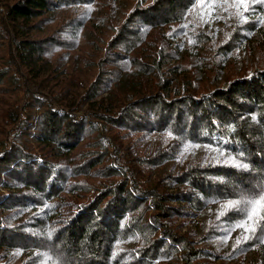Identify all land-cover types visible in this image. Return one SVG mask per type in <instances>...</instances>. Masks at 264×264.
I'll return each mask as SVG.
<instances>
[{"label":"trees","instance_id":"16d2710c","mask_svg":"<svg viewBox=\"0 0 264 264\" xmlns=\"http://www.w3.org/2000/svg\"><path fill=\"white\" fill-rule=\"evenodd\" d=\"M117 1L0 0V264H207L264 244L247 203L264 197V49L221 70L264 30V0ZM166 26L213 50L210 77ZM133 72L140 92L120 85Z\"/></svg>","mask_w":264,"mask_h":264},{"label":"rangeland","instance_id":"374dc122","mask_svg":"<svg viewBox=\"0 0 264 264\" xmlns=\"http://www.w3.org/2000/svg\"><path fill=\"white\" fill-rule=\"evenodd\" d=\"M124 0H118L117 3H119L116 12L120 11L122 8ZM118 10V11H117ZM223 23L218 22L217 20H214L212 22L213 28H218L222 26ZM171 30L170 26L166 27H160L156 28L154 31L158 32L159 34L164 36L165 41L167 42L169 48L171 50H174L175 53L181 58L182 61L188 60L190 58L194 59V62H196V67L199 70V73L202 74V80L207 79L210 77L209 72L212 71L211 66V59H208V55L213 52L210 48H204L194 50V48H187L185 46H181V42L183 41L180 37H170L169 32ZM185 43V42H184ZM190 46V45H186ZM89 50H91L90 47H87ZM257 49H264V30H261L256 34V36L248 42L246 46V50L240 54L239 58L236 60L235 57H229L226 59V61L221 65V70L225 73L232 72L235 69H240L243 66V63L247 60H252L255 57V51ZM95 52H98L96 50ZM69 65V62H67ZM91 69L88 68L87 70H79L76 69V72H87L90 73ZM139 76L138 74L133 73H125L123 75V81H121L120 85L123 83H127L129 87L136 92H140L141 85L139 84ZM105 96L111 97V94L106 93ZM211 212L206 214H200L195 217H188V218H180L179 222H186L182 226V232H186L188 230H192L196 233H202L205 228V222L209 220L213 216V212L217 209L216 206H213L211 208ZM237 231H235L234 234H236ZM207 264H264V244H259L255 248L249 250L244 255H241L240 257L236 259H228L225 260L222 257H217L215 259H210Z\"/></svg>","mask_w":264,"mask_h":264},{"label":"snow or ice","instance_id":"6c2138e0","mask_svg":"<svg viewBox=\"0 0 264 264\" xmlns=\"http://www.w3.org/2000/svg\"><path fill=\"white\" fill-rule=\"evenodd\" d=\"M241 3H243V0H241ZM239 167H247L246 165H238ZM240 202L237 201L235 202V204H230L228 207L230 208H235V205L239 204ZM251 212L248 214V218L251 219L252 214H255L257 212V206H260L262 204H264V197H261L260 200H251L247 202ZM238 226H242V225H238ZM254 230V229H253ZM247 239V237L245 238Z\"/></svg>","mask_w":264,"mask_h":264}]
</instances>
